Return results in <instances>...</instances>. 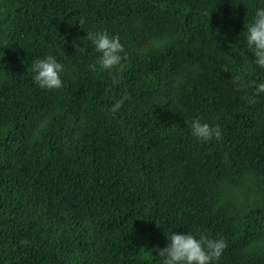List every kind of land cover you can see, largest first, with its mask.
I'll return each mask as SVG.
<instances>
[{
  "label": "trees",
  "instance_id": "1",
  "mask_svg": "<svg viewBox=\"0 0 264 264\" xmlns=\"http://www.w3.org/2000/svg\"><path fill=\"white\" fill-rule=\"evenodd\" d=\"M233 3L0 0V264H160L171 230L222 237L216 264H264V94L248 102L264 70L243 46L256 0ZM101 30L127 54L116 85L88 69ZM46 54L59 89L32 80ZM193 117L221 137L194 138Z\"/></svg>",
  "mask_w": 264,
  "mask_h": 264
},
{
  "label": "clouds",
  "instance_id": "2",
  "mask_svg": "<svg viewBox=\"0 0 264 264\" xmlns=\"http://www.w3.org/2000/svg\"><path fill=\"white\" fill-rule=\"evenodd\" d=\"M233 3V0H232ZM239 3H233V6ZM243 46L247 53H251V63L264 70V0H256L246 25L244 24ZM87 41L93 50L98 53L94 63L88 65L93 73L108 71L113 85L120 82L119 66L126 57L123 45L117 35H109L105 31H89L86 33ZM77 44L74 40L75 52L85 53V41ZM224 71L227 68L222 67ZM33 82L42 89H59L63 86L62 73L64 65L52 54H46L42 58H36L31 65ZM234 87L242 85L239 73L231 72ZM240 83H236V82ZM261 94H264V79L254 81V94L248 97V102H253ZM122 105V100H114L108 111L116 113ZM185 124L191 135L201 141H209L212 138H220L222 131L219 125L210 126L202 122L200 118L193 117L185 120ZM168 244L158 248L160 264H216L226 247L222 237H212L201 233L195 235L187 231H172L166 235Z\"/></svg>",
  "mask_w": 264,
  "mask_h": 264
}]
</instances>
